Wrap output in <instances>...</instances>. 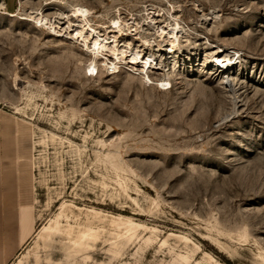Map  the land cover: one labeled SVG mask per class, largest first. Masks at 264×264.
I'll return each mask as SVG.
<instances>
[{
    "label": "rangeland",
    "instance_id": "374dc122",
    "mask_svg": "<svg viewBox=\"0 0 264 264\" xmlns=\"http://www.w3.org/2000/svg\"><path fill=\"white\" fill-rule=\"evenodd\" d=\"M3 7L0 154L22 181L6 264H264V0ZM60 213L100 228L93 249L44 243ZM118 217L140 226L113 256Z\"/></svg>",
    "mask_w": 264,
    "mask_h": 264
},
{
    "label": "crops",
    "instance_id": "0c3cea01",
    "mask_svg": "<svg viewBox=\"0 0 264 264\" xmlns=\"http://www.w3.org/2000/svg\"><path fill=\"white\" fill-rule=\"evenodd\" d=\"M15 1L0 0V3L5 8L12 9ZM4 153V159L6 156H12V158L2 162L0 154V264H6L12 258L13 250L19 246L18 236L21 228L15 207V201L22 191L21 173L19 168L17 170L18 162L13 160V147Z\"/></svg>",
    "mask_w": 264,
    "mask_h": 264
},
{
    "label": "bare ground",
    "instance_id": "6f19581e",
    "mask_svg": "<svg viewBox=\"0 0 264 264\" xmlns=\"http://www.w3.org/2000/svg\"><path fill=\"white\" fill-rule=\"evenodd\" d=\"M62 213V212H61ZM61 213L57 215L55 219L49 222L47 226H44L40 237L43 239L44 243L50 244L53 241L54 236L56 235H64L69 240V254L71 256H75L78 254L84 253L88 249H93L96 245L97 240L100 238V228L94 225L92 220H99L100 219V212L92 211V220L88 221L87 225H84L83 228L80 226H72L66 225L63 226L60 221L59 217ZM96 220V221H97ZM112 224H116L115 226H124L126 234H118L114 233L113 241L110 244L109 251L113 256L121 254L122 250L124 249L127 241L134 237V233H136L137 227L140 225L136 224L130 218H122L118 217L117 219H111ZM118 228V227H117ZM120 228V227H119ZM121 231V229H120ZM125 231L123 233H125ZM150 238H146L144 243H149ZM163 241L162 244H164ZM51 245V244H50ZM147 245V244H146ZM49 246V245H47ZM87 258V256H86ZM180 259H185V256L178 257ZM22 260H19L16 264H21ZM216 264H219L216 262Z\"/></svg>",
    "mask_w": 264,
    "mask_h": 264
}]
</instances>
